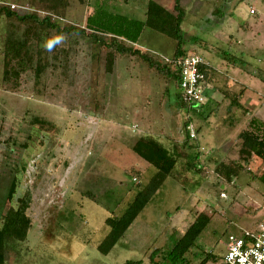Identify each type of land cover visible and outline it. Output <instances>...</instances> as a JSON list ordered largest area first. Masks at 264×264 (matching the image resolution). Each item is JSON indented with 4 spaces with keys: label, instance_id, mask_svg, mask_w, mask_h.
Here are the masks:
<instances>
[{
    "label": "rangeland",
    "instance_id": "1",
    "mask_svg": "<svg viewBox=\"0 0 264 264\" xmlns=\"http://www.w3.org/2000/svg\"><path fill=\"white\" fill-rule=\"evenodd\" d=\"M6 1L35 10L29 0ZM66 1L63 19L83 25L98 6L141 20L148 0ZM153 1L173 5V0ZM180 4L186 56L195 55L210 68L209 80L203 81L206 100L189 112L178 109L174 80L131 55H116L108 73L105 49H93L80 36L64 41L71 57L66 74L59 70L43 77L40 93L30 74L16 90H7L0 54V224L5 204L15 206L25 193L31 218L25 240L10 244L3 264H150L152 250L169 249L201 212L209 221L186 254L189 264L203 259L221 264L229 241L264 220V183L253 177L264 171V160L245 161L238 154L240 133L252 119L264 121V0ZM5 24L0 19V53ZM132 46L161 62L174 51L173 39L147 27ZM215 48L245 65H232ZM33 116L54 128L32 126ZM186 119L192 139L184 146ZM144 135L181 157L123 236L101 254L96 246L107 232L105 218L123 210L139 189L126 169H141V184L154 171L131 149ZM197 151L203 166L188 170L184 155ZM238 157L243 168L228 181L216 167ZM13 178L15 191L8 201Z\"/></svg>",
    "mask_w": 264,
    "mask_h": 264
},
{
    "label": "trees",
    "instance_id": "2",
    "mask_svg": "<svg viewBox=\"0 0 264 264\" xmlns=\"http://www.w3.org/2000/svg\"><path fill=\"white\" fill-rule=\"evenodd\" d=\"M180 1L173 0L172 7L167 8L163 4L161 6L153 0H148L144 18L141 20L127 15H118L98 6L87 15L83 25H76L63 19L64 9L68 4L66 0H29L34 11L23 8L11 9L9 5H0V19L5 20L6 23L0 53L2 84L7 90H16L23 76L30 74L34 89L40 93L44 86L41 81L43 77L56 76V71L59 70V74H66L71 57L69 46H65L64 41L80 36L88 39L93 49L100 47L105 49L106 72L112 71L116 55H131L139 59L148 69L174 80L179 87L180 61L188 54L183 48L185 39L181 23L185 12ZM146 27L173 39L174 51L168 60L161 62L151 53L132 46L138 42ZM206 48L211 49L209 46ZM215 50L217 55L232 65H245V61L228 51L216 48ZM197 68L203 74L202 80L206 83L209 80V65L200 62ZM177 100L178 109H184L186 112L196 107L193 102L185 100L181 93L177 94ZM30 124L37 126L36 128L40 130L54 128V124L37 116L32 117ZM189 124L190 119H186L183 123L185 140L182 145L184 146L192 139L187 128ZM249 126V129L239 135V157L245 161L253 157L264 160V121L252 119ZM131 149L153 167L154 171L148 176L147 182L141 184L139 181V177L143 174L141 169L135 167L126 169L133 178L138 179L135 184L139 189L123 210L118 213L110 212L105 218L107 232L96 246L101 254H107L123 236L146 203L165 179L172 174L177 159L181 157L177 151H170L156 139L145 135L135 140ZM199 156L200 151L193 156L184 155L188 170H201L203 165L198 161ZM239 157L229 163L218 165L216 170L230 181L243 168ZM195 163L200 164V167ZM253 177L264 183V171ZM14 191L15 179L13 178L6 193L8 201L12 199ZM85 195L89 196L87 193ZM7 204H5L0 224V264L4 263L5 252L7 254L10 244L25 240L31 228V218L27 214L30 204L29 194L25 193L18 197L15 206L7 207ZM208 221L209 217L205 213H198L169 249L152 250L149 255L150 264H189L186 254L196 246L198 236ZM205 261L203 259L198 264H205ZM124 264H141V261H126Z\"/></svg>",
    "mask_w": 264,
    "mask_h": 264
},
{
    "label": "built area",
    "instance_id": "3",
    "mask_svg": "<svg viewBox=\"0 0 264 264\" xmlns=\"http://www.w3.org/2000/svg\"><path fill=\"white\" fill-rule=\"evenodd\" d=\"M0 5H9L11 9H28L26 6L1 0ZM200 62H202L201 59L195 55L185 56L180 61L179 90L185 100L194 104L203 103L206 100L203 93L205 89L203 74L197 68ZM221 264H264V220L258 221L254 229L246 230L241 236L229 241Z\"/></svg>",
    "mask_w": 264,
    "mask_h": 264
}]
</instances>
